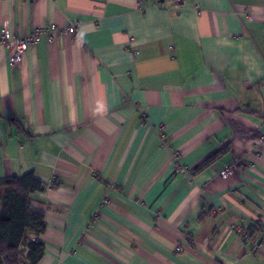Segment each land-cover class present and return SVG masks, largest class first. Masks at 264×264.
<instances>
[{"label": "crops", "instance_id": "obj_1", "mask_svg": "<svg viewBox=\"0 0 264 264\" xmlns=\"http://www.w3.org/2000/svg\"><path fill=\"white\" fill-rule=\"evenodd\" d=\"M27 172L38 264H264V0H0V183Z\"/></svg>", "mask_w": 264, "mask_h": 264}, {"label": "trees", "instance_id": "obj_2", "mask_svg": "<svg viewBox=\"0 0 264 264\" xmlns=\"http://www.w3.org/2000/svg\"><path fill=\"white\" fill-rule=\"evenodd\" d=\"M227 150L228 146L213 152L189 171H202ZM44 189L43 182L32 172L9 176L0 183V264H38L41 260L44 245L39 236L46 222L41 212L34 209L31 197ZM250 235L247 240H251Z\"/></svg>", "mask_w": 264, "mask_h": 264}, {"label": "built area", "instance_id": "obj_3", "mask_svg": "<svg viewBox=\"0 0 264 264\" xmlns=\"http://www.w3.org/2000/svg\"><path fill=\"white\" fill-rule=\"evenodd\" d=\"M176 4H178V2L176 1ZM40 33L39 30L34 31L31 35L25 36V37H20V38H16L15 36H11L10 33L8 31H3L2 35H1V41H9V40H17V45H16V49H15V53L12 57V62L13 63H18L22 56L24 55V53L28 50L30 44L36 39V37L38 36V34ZM226 170L224 169L223 171H221V175H225L226 174ZM176 171H178V169H176Z\"/></svg>", "mask_w": 264, "mask_h": 264}, {"label": "rangeland", "instance_id": "obj_4", "mask_svg": "<svg viewBox=\"0 0 264 264\" xmlns=\"http://www.w3.org/2000/svg\"><path fill=\"white\" fill-rule=\"evenodd\" d=\"M242 235H243V237H244V239H243V240L245 241V240L247 239L248 235H247V234H245V233H243ZM248 238H249V237H248ZM186 240H187V242H189V241H188V239H186ZM189 240H190V239H189Z\"/></svg>", "mask_w": 264, "mask_h": 264}]
</instances>
